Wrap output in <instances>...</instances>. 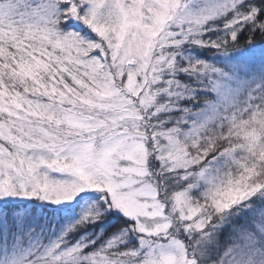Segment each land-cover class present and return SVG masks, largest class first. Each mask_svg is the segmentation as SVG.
Wrapping results in <instances>:
<instances>
[{"label": "snow or ice", "instance_id": "snow-or-ice-1", "mask_svg": "<svg viewBox=\"0 0 264 264\" xmlns=\"http://www.w3.org/2000/svg\"><path fill=\"white\" fill-rule=\"evenodd\" d=\"M0 264H264V0H0Z\"/></svg>", "mask_w": 264, "mask_h": 264}]
</instances>
